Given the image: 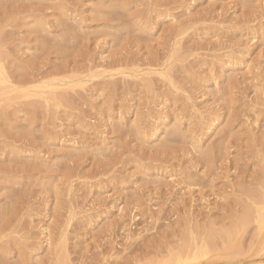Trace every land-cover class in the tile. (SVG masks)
I'll use <instances>...</instances> for the list:
<instances>
[{
	"label": "rangeland",
	"instance_id": "rangeland-1",
	"mask_svg": "<svg viewBox=\"0 0 264 264\" xmlns=\"http://www.w3.org/2000/svg\"><path fill=\"white\" fill-rule=\"evenodd\" d=\"M0 65V264H160L264 191V0H0Z\"/></svg>",
	"mask_w": 264,
	"mask_h": 264
},
{
	"label": "bare ground",
	"instance_id": "bare-ground-1",
	"mask_svg": "<svg viewBox=\"0 0 264 264\" xmlns=\"http://www.w3.org/2000/svg\"><path fill=\"white\" fill-rule=\"evenodd\" d=\"M3 67L0 65V85L1 84H4V83H6V81H8V79L6 80V76H5V71H3ZM147 73H145V75H146ZM142 75V74H141ZM144 75V74H143ZM136 77V76H135ZM144 77V76H143ZM146 77V76H145ZM146 80V79H145ZM49 83V82H48ZM46 84V83H45ZM73 84V83H72ZM84 84V83H83ZM51 84H49V86H50ZM75 85V84H74ZM49 86L47 85V86H45V89H46V87L47 88H49ZM51 86H53V87H55L54 85H51ZM7 87H9V86H7ZM7 87H2V86H0V90H2V89H5V88H7ZM53 87L52 88H50V89H53ZM71 88H72V86H71ZM9 89H10V87H9ZM65 89V88H64ZM55 90V89H54ZM53 90V91H54ZM5 91H6V89H5ZM47 91V90H46ZM48 91H49V89H48ZM63 91V90H62ZM3 92V91H2ZM50 92H51V90H50ZM8 93H10V92H8ZM38 93V92H37ZM68 93V92H67ZM36 94V93H35ZM50 94V93H49ZM41 95V94H40ZM61 96H62V94H60ZM5 96V95H4ZM39 97V96H38ZM41 97V96H40ZM43 97H44V95H43ZM57 97V96H56ZM48 98V97H47ZM57 98H60L59 96L57 97ZM8 99V98H7ZM51 99H55V97H51ZM61 99V98H60ZM60 99H55V103H56V101L57 102H59V100ZM63 99V98H62ZM61 99V100H62ZM70 99V98H69ZM50 100V99H49ZM64 100V99H63ZM52 102V101H51ZM68 103V102H67ZM36 104V103H35ZM54 104V103H53ZM63 104V103H62ZM55 105V104H54ZM172 132V131H171ZM170 135V134H169ZM250 191V190H249ZM246 196V195H245ZM251 196V195H250ZM248 200V199H247ZM252 200H254L253 201V203H252V205H249V206H245L243 209H242V211L240 212V213H238V215L237 216H235L234 218H233V220L231 221V226L230 227H227L226 229H224V230H222V231H220V232H218L217 230H214L215 228H213V226L210 224V226H207V227H205V230H204V232L203 233H205V236H203L202 237V235L200 236V238H201V240L199 239V241H200V243L198 244L192 237V241L191 242H193V244L190 242V243H188V244H185V245H180L179 247H178V251H176V252H173L174 250H172V252H170V254L165 258H163V260H161V263L160 264H189V261H197L196 259H200V258H202L203 257V255L205 254V253H208V252H210V251H208V252H206V249L205 250H203V246H207V245H209V243H211V244H213V240H214V238H215V236H216V238H217V236L218 235H216V234H220V235H222V234H225L226 235V237H230L229 239H231V235H233V233H235V232H238V231H240V227L241 226H244L245 224L247 225L248 224V222H250V221H252V219L254 220V222H255V224H256V230L255 231H257L255 234H257V236L260 238V239H258L259 241V244H258V247H257V250L258 251H264V238H262V234H263V231H264V191H263V193H262V195H261V197L260 198H256V199H252ZM251 219V220H250ZM250 220V221H249ZM253 222V223H254ZM229 224V223H228ZM191 227H192V225H191ZM243 228V227H242ZM241 228V229H242ZM191 229V228H190ZM203 229V228H202ZM201 229V230H202ZM221 229V228H220ZM195 230V229H194ZM200 230V232L202 233V231ZM219 230V229H218ZM191 231V230H190ZM190 231H189V233H190ZM199 231V230H198ZM192 232V231H191ZM195 232V231H194ZM199 232V233H200ZM242 233V232H241ZM193 234V233H192ZM197 235V234H196ZM199 235L200 234H198V236H196V240H198L197 239V237L199 238ZM234 235H236V233L234 234ZM193 236V235H192ZM225 238V237H224ZM235 238V237H234ZM257 238V237H256ZM255 238V239H256ZM262 238V239H261ZM229 239H227L228 241H229V244L231 243L230 242V240ZM194 240V241H193ZM225 240V239H224ZM236 240V239H235ZM188 241V240H187ZM210 241H212V242H210ZM185 242V241H184ZM195 242V243H194ZM182 243V242H181ZM186 243V242H185ZM238 243V242H237ZM251 243V242H250ZM184 244V243H183ZM211 244H210V246H211ZM215 244V243H214ZM213 244V245H214ZM193 245V246H192ZM217 244H215V246H216ZM230 245H232V243L230 244ZM229 245L227 244V247H228ZM232 246H234V245H232ZM222 247V246H221ZM205 248H207V247H205ZM212 248V247H211ZM210 248V249H211ZM224 248V247H223ZM209 249V250H210ZM229 249H230V246H229ZM243 249V248H242ZM226 250V249H225ZM233 250V249H232ZM235 250V249H234ZM257 250H255V255H256V251ZM213 251V250H212ZM223 251V250H222ZM217 252V251H216ZM242 252V251H241ZM263 253V252H262ZM227 254V253H226ZM234 254V253H233ZM217 254H215V256H216ZM219 255V254H218ZM239 255V254H238ZM242 255H244V254H242ZM235 256V255H234ZM237 256V255H236ZM240 256V255H239ZM252 256H253V254H252ZM253 257H257V256H253ZM261 257V256H260ZM264 257V256H263ZM204 258V257H203ZM207 259H210V258H207ZM254 259V258H253ZM257 259V258H256ZM241 261V260H240ZM252 261V260H251ZM258 261V260H257ZM158 263V262H157ZM233 263H235V262H233ZM232 263V264H233ZM237 263V262H236ZM63 264V263H62ZM244 264V263H243ZM258 264H264V259L262 258L261 260H259L258 261Z\"/></svg>",
	"mask_w": 264,
	"mask_h": 264
}]
</instances>
